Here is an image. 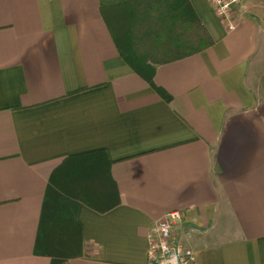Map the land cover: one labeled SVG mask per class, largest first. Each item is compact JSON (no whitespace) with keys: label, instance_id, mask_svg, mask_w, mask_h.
I'll return each mask as SVG.
<instances>
[{"label":"crops","instance_id":"0c3cea01","mask_svg":"<svg viewBox=\"0 0 264 264\" xmlns=\"http://www.w3.org/2000/svg\"><path fill=\"white\" fill-rule=\"evenodd\" d=\"M129 1L0 0V264H149L171 212L194 264H264V0H189L214 45L157 67L170 102L102 17Z\"/></svg>","mask_w":264,"mask_h":264},{"label":"trees","instance_id":"16d2710c","mask_svg":"<svg viewBox=\"0 0 264 264\" xmlns=\"http://www.w3.org/2000/svg\"><path fill=\"white\" fill-rule=\"evenodd\" d=\"M101 14L120 56L166 102L171 96L154 83L157 67L214 45L189 0H133L103 7ZM51 264L67 263L54 259Z\"/></svg>","mask_w":264,"mask_h":264},{"label":"built area","instance_id":"2783aa9c","mask_svg":"<svg viewBox=\"0 0 264 264\" xmlns=\"http://www.w3.org/2000/svg\"><path fill=\"white\" fill-rule=\"evenodd\" d=\"M216 17L229 31L236 29L235 8L241 0H207ZM182 222L180 212L165 215L150 231L149 264H194V252L174 238V229Z\"/></svg>","mask_w":264,"mask_h":264},{"label":"clouds","instance_id":"9594fccd","mask_svg":"<svg viewBox=\"0 0 264 264\" xmlns=\"http://www.w3.org/2000/svg\"><path fill=\"white\" fill-rule=\"evenodd\" d=\"M171 264H175V260L173 259V261L171 262Z\"/></svg>","mask_w":264,"mask_h":264},{"label":"rangeland","instance_id":"374dc122","mask_svg":"<svg viewBox=\"0 0 264 264\" xmlns=\"http://www.w3.org/2000/svg\"><path fill=\"white\" fill-rule=\"evenodd\" d=\"M174 238H175L176 241H178V239H177V237H176L175 235H174ZM185 247H186V246H185Z\"/></svg>","mask_w":264,"mask_h":264}]
</instances>
